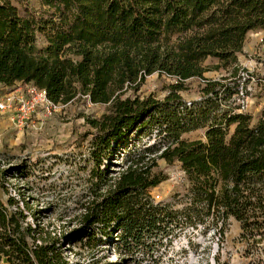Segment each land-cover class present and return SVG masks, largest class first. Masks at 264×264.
<instances>
[{"label":"trees","instance_id":"obj_1","mask_svg":"<svg viewBox=\"0 0 264 264\" xmlns=\"http://www.w3.org/2000/svg\"><path fill=\"white\" fill-rule=\"evenodd\" d=\"M17 1L24 13L0 0V86L32 83L54 103L84 97L108 108L87 119L95 129L89 143L95 192L74 230L59 239L32 226L16 199H0V264H65L64 243L93 248L100 237L121 241L125 255H150L155 241L170 243L186 227L210 225L222 238L230 217L241 238L264 241V115L251 122L221 107L238 91L235 68L223 78L203 76L207 58L231 66L247 33L264 29V0H35L38 10L30 0ZM153 72L176 80L163 98L124 94ZM192 78L204 80L201 97L184 101L179 91ZM153 128L158 139L126 150L133 135ZM195 129L204 139L182 138ZM119 156L122 169L109 179L108 166ZM158 158L177 161L188 181L179 210L150 196L165 179L153 170ZM4 183L2 175L3 189Z\"/></svg>","mask_w":264,"mask_h":264},{"label":"rangeland","instance_id":"obj_2","mask_svg":"<svg viewBox=\"0 0 264 264\" xmlns=\"http://www.w3.org/2000/svg\"><path fill=\"white\" fill-rule=\"evenodd\" d=\"M11 1L24 13L22 3ZM28 6L39 9V3L35 0H30ZM43 43V37L39 36L37 45ZM203 64L210 68L203 74L206 79L230 76L233 68L237 71L234 82L238 89L242 88L243 95H233L223 101L221 107L234 112L241 109L251 117V122L264 115V29L247 33L243 50L231 66H220L219 61L211 57ZM217 65L218 68H215ZM172 83L173 78L153 72L145 77L138 90L129 86L123 90L124 94L131 96L149 94L163 98ZM203 84L204 80L199 78L186 80L179 91L182 99L198 100ZM10 89L0 86V96ZM107 108V104H93L84 97L76 98L61 104L40 127L38 124L37 127L31 126L38 122L36 113L20 128L12 123L11 114H0V159L4 163L0 176L3 175L4 182L14 188L16 200L23 205L27 221L32 220L45 230L55 232L59 239L74 230L82 210L94 198L95 191L91 189L94 181L89 176L93 165L89 143L95 129L87 119L99 118ZM233 127L230 125L228 135ZM154 130H148L146 135L139 138L133 135L126 150L158 139L152 135ZM182 138L204 139V133L202 129H195L184 133ZM120 156L108 166L109 179L117 176L122 169ZM153 170L164 174L165 179L151 189V198L155 202L170 203V208L179 210L187 200L185 194L188 187L179 163L173 161L167 164L158 158ZM104 190L102 187L100 192ZM0 199L3 202L7 199L6 190L1 186ZM240 233V224L233 217L227 219L222 238L210 225L186 227L170 243L166 238L155 241L150 255H145L141 250L125 255L121 241L100 237L102 241L93 245L96 251L92 256L96 262L117 260L120 264H264V241L254 244L241 238ZM70 243H73V248L66 250V255L78 264H88L92 256L87 250L91 245L85 246L83 241ZM148 243H152V240L148 239ZM1 264L7 263L3 259Z\"/></svg>","mask_w":264,"mask_h":264},{"label":"built area","instance_id":"obj_3","mask_svg":"<svg viewBox=\"0 0 264 264\" xmlns=\"http://www.w3.org/2000/svg\"><path fill=\"white\" fill-rule=\"evenodd\" d=\"M174 80V79H173ZM176 80H174L175 82ZM243 95L242 88L238 89V91L233 95ZM60 103L52 102L48 96L47 92L44 88H40L32 83L26 82H17L15 83L8 92L1 94L0 96V114L9 113L11 114V121L12 123L20 128L23 127L28 120L30 119L31 115L36 113L38 115V122L32 123V127L36 124L42 125L56 110L60 107ZM241 111V109H239ZM37 127V125H36ZM4 167L3 161L0 159V171H2ZM5 184L6 196H10L14 199H17V195L15 193L14 188H12L7 182ZM20 208L23 207L21 202L19 201ZM12 209H15L13 206ZM28 219V218H27ZM29 222V221H28ZM32 226H34V222L30 220L29 222ZM55 237L57 234L52 232ZM59 235V234H58ZM37 243L40 244L39 241ZM84 243V242H83ZM86 246L87 244L84 243ZM73 248V243L66 242L61 247L62 256L66 261L65 264H78L71 260L65 253L66 250H71ZM93 247V246H92ZM92 249V250H91ZM96 248L93 247L88 248L87 252H90V255H94ZM90 257V256H89ZM119 263L117 260L102 263L96 262L94 257H90V261L88 264H116Z\"/></svg>","mask_w":264,"mask_h":264}]
</instances>
